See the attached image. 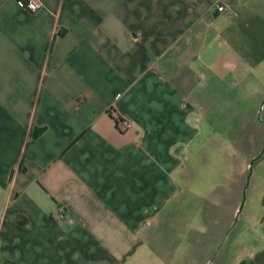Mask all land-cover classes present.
Listing matches in <instances>:
<instances>
[{"label": "crops", "instance_id": "obj_1", "mask_svg": "<svg viewBox=\"0 0 264 264\" xmlns=\"http://www.w3.org/2000/svg\"><path fill=\"white\" fill-rule=\"evenodd\" d=\"M38 1L0 0V264H264V172L216 263L183 197L207 115L264 109V0Z\"/></svg>", "mask_w": 264, "mask_h": 264}, {"label": "rangeland", "instance_id": "obj_2", "mask_svg": "<svg viewBox=\"0 0 264 264\" xmlns=\"http://www.w3.org/2000/svg\"><path fill=\"white\" fill-rule=\"evenodd\" d=\"M241 116L246 123L238 131V143L234 145L231 140L237 114H222L216 111L207 115L204 121L206 140L199 155L193 157L195 160L200 159V163L197 164L192 177L188 179L190 181L183 194L190 216L199 215L200 207L206 210L212 204L219 203L218 201H221L224 207H228L226 210L228 222L225 221L233 223V228L226 238L228 228L222 235V240L225 239V242L217 258H211V260L214 259V263L225 249L228 252L233 251L231 246L246 233L244 220L247 218L249 204L253 200L252 187L255 174L264 172V155L258 157L260 154L258 146L261 141L264 143L262 132L264 109L258 107L255 113H246ZM250 157L252 158L246 160ZM256 157L257 159L253 161L252 159ZM190 161L186 162V165L191 164ZM230 186L235 187V193ZM219 197H221L220 200ZM240 203L242 204L240 214L235 218L234 215ZM222 210L224 211V208Z\"/></svg>", "mask_w": 264, "mask_h": 264}, {"label": "built area", "instance_id": "obj_3", "mask_svg": "<svg viewBox=\"0 0 264 264\" xmlns=\"http://www.w3.org/2000/svg\"><path fill=\"white\" fill-rule=\"evenodd\" d=\"M17 3L22 7L25 8L27 10H36L37 8L40 7V2L38 0H16ZM216 10L217 11H222L223 10V6L222 5H217L216 6ZM116 126L121 130V131H125L131 128V125L129 122L127 121H120L117 120L116 121Z\"/></svg>", "mask_w": 264, "mask_h": 264}, {"label": "water", "instance_id": "obj_4", "mask_svg": "<svg viewBox=\"0 0 264 264\" xmlns=\"http://www.w3.org/2000/svg\"><path fill=\"white\" fill-rule=\"evenodd\" d=\"M251 162H252V161H251ZM241 206H242V204L240 203V204L238 205L237 210H236L235 218H236L238 212L241 210Z\"/></svg>", "mask_w": 264, "mask_h": 264}]
</instances>
